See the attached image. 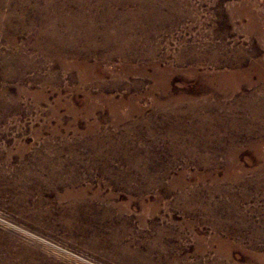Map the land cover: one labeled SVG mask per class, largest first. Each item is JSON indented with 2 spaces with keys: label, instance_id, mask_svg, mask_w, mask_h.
I'll list each match as a JSON object with an SVG mask.
<instances>
[{
  "label": "rangeland",
  "instance_id": "obj_1",
  "mask_svg": "<svg viewBox=\"0 0 264 264\" xmlns=\"http://www.w3.org/2000/svg\"><path fill=\"white\" fill-rule=\"evenodd\" d=\"M15 1L10 0L9 5L6 3L3 11L8 12L9 6ZM177 2L180 9L178 12L182 16L178 17L176 23L167 25L159 34L150 25H146L144 31L147 32L142 34L143 31H136L140 28L132 21L128 26L129 30L132 28V32L130 31V37L126 36L125 39L133 37L136 42L143 45L157 47L155 57L157 60L160 59L162 67L164 64L179 66L182 63L179 59L184 55L188 56L184 53L188 47H194L198 52L208 50L210 53L218 50L215 60L203 57L201 61L187 60L180 65L187 69L196 64L199 72L208 70L218 75L213 82L218 92L215 95L208 93L198 77L187 78L182 72L175 74L171 80L173 86L171 92L174 94L183 92L189 95L191 101L187 100L186 103H178L174 108L171 107L179 111H176L174 117L168 121L163 117L165 106L156 105L162 94L161 91L154 89V79L149 75L137 73L136 70L126 69L119 55L111 57L110 60L106 59L108 57L106 54L113 51L111 48L119 44L117 40L100 43L98 37L85 39L86 42H90L87 43L92 48L97 46L100 50L90 56L91 66L81 70L65 65L66 61L73 60L63 53H55L50 57L43 54L40 45L39 48L34 47L36 39L33 31L27 29L12 34L14 37L11 39L4 33L3 27H0V54L6 55L11 50L15 52L18 50L19 56L25 60L22 64H31L22 77L15 76L11 80H6L0 75V92L3 97L16 104L11 105L0 120V174L13 177L15 165L19 164L16 158L17 149L22 145L27 146L25 154L28 156L36 150L50 151L52 146L66 151L64 146L69 143L75 152L84 156L83 159L89 165L95 164L94 159L90 158L94 152L110 156V166L116 168L127 169L138 161V166L142 169L141 177L153 174L159 180L158 184L168 187L161 199L159 212L148 215V225L144 227L140 223L139 210L133 206L128 213L132 231H120V237L103 231L104 235H100L98 241V238L91 234L90 239L89 237L78 239L58 228L60 227L58 209L61 204L58 203L54 192L49 189L40 192V184L34 186L28 183L26 186L28 196L22 199L23 201H15L19 191L2 190L5 183L1 176L0 242L4 243V246L11 248L21 246L36 251L40 257L49 258L48 260L55 264H211L214 260L222 264L224 262L264 264V260L251 263L247 261L252 253L264 256V188L261 186L263 189L259 190L257 187L260 183L256 181L258 176L264 180V133L255 134L257 129L246 132L248 124H245L244 128L241 126L242 128L236 130L240 132L241 137L238 135L233 140L229 136L232 132L234 134V129L229 128V134L224 131L230 122H222L215 116L218 113L229 114L236 98L254 92L259 86L264 87L250 86L244 82L238 84L231 72L234 70L231 66L234 67L236 62H238L236 66L240 65L243 69L255 63L257 69L251 70L250 73L252 80L255 82L264 75L262 68L264 37L248 29L251 18L246 13L233 11L235 7L243 9L248 7V12L252 9L258 19L263 21L264 0H177ZM166 11L163 9V12ZM28 27L29 25H26V28ZM102 27L111 30L110 32L113 28L115 31L124 28L117 25H101L98 29L101 30ZM54 46L56 49L61 48L58 45ZM243 55L244 58L239 60ZM135 62L136 68L142 64L141 61ZM235 82L238 84L237 87ZM225 90L237 92L232 96L230 93L224 94ZM217 99L224 101L222 104L226 106L216 109H213V106L205 107L215 104ZM240 103L238 109L240 114L236 115L242 119L241 116L245 117L249 113L245 106L248 100ZM167 108L170 110V107ZM1 110L0 108V113ZM176 114L181 116L177 117ZM204 114L209 115L208 119L203 118ZM246 116L248 117L246 120L253 118L252 115ZM150 128H153L152 133ZM45 142L49 143L50 149L44 148ZM255 143L258 144L259 151L253 147ZM232 149L238 151V157L234 167L228 171ZM8 153L12 156L9 164L3 160ZM145 160L148 166L143 164ZM146 168L153 171L147 172ZM98 180L99 178L95 176L94 185L99 183ZM161 186L151 190L149 196L152 199L163 194ZM124 196L121 195L120 201L126 200ZM180 196L186 198L188 202L198 201L200 212L195 211V206L188 210L183 209L182 203L177 199ZM43 199H46L44 208L49 206V210L51 209L55 215L52 221L56 226L50 220L53 217L45 218L43 221L45 226L47 224L51 226H40V200ZM32 210L34 213H31ZM214 217L224 221L230 219L236 227L242 223L244 225L238 228L241 229L242 237L240 239L238 236L237 239L244 250H233L228 260L219 256L209 245L202 252L196 249L197 235L214 233L215 227L210 221ZM158 229H164V235L159 242H155ZM255 233L259 238L255 239L256 249H252L249 241Z\"/></svg>",
  "mask_w": 264,
  "mask_h": 264
},
{
  "label": "bare ground",
  "instance_id": "obj_2",
  "mask_svg": "<svg viewBox=\"0 0 264 264\" xmlns=\"http://www.w3.org/2000/svg\"><path fill=\"white\" fill-rule=\"evenodd\" d=\"M9 1L10 0H0V27L1 26L3 27L4 33H7V35H9L10 38L12 39V37H14V35L12 36V34H17L27 29L28 31L30 30L33 31L36 39L34 42V47L39 48L38 45H40V49H42L43 54H46L50 57L54 56L55 53L65 54L67 57H70V59L73 60V61L69 60V62L66 61L65 64L68 67H71L72 69L82 70L90 67L91 66L89 60L90 56L92 55L93 52L98 53L100 50V48H97V46L92 48V46L88 44L90 42L88 41H87L88 43L86 42L87 38L92 39L98 37L99 40L98 42L100 43L101 42L109 43L117 40L116 42H118L119 44L116 46L114 45L111 48L113 49V51L106 54L108 55L106 59L110 60L111 57L115 55H119L120 57H122L124 61L123 64L126 66L125 67L126 69L136 70L137 73H140L142 75H149L154 79V89L161 91L162 94V97H160L157 100L156 105L165 106V108L163 107L165 109L163 113L164 115L163 117L166 118L167 121L169 118L174 117V113L176 111H179L172 109L175 107L174 105L178 103H183L187 100L191 101L189 95L187 96L183 92L182 93L179 92V94H174L173 92H171V89L173 87L171 85V80L175 74L182 72L187 78L198 77L200 83L203 84V88L206 89L208 93H210L211 95H215V93L218 92L217 90H215L216 87L213 86V82L214 80L217 79L216 76L218 75H214V73H211L208 70L199 72V69L196 66V64L190 66L187 69H184V67L182 68L180 66L182 63H184L187 60L190 61L192 60L194 62H197L198 60L201 61L203 57L210 58L212 60L214 58L216 59V56L218 55V50H213L210 53L207 52L208 50L198 52V50L195 49L194 47H188L184 51V53L187 54L188 56L184 55V57L182 56V58L179 59V62L180 63L182 62L181 64H179L180 67L177 65L165 66V64L164 67H162L159 61L160 59L157 60V58L155 57V55L157 54L156 53L157 47L147 44L143 45L140 42H136V40H134L133 37L132 39L125 40L126 36L130 37L129 32L131 31L132 28L129 30L128 26L132 23V21H135L138 27L140 28L137 29L136 31L141 30V32L143 31L142 34L143 33L145 34L147 32L144 31V26L146 25H150L156 31V33L159 34L163 29L167 27V25H172L176 23L178 17L182 16L180 15V12H178V10L180 9H178L179 4L177 0H21V1L16 0L14 3L12 2L13 4H11V6H9L10 7L9 11L4 12L3 11L4 5L6 3L9 5ZM235 8L233 9V11L246 13L247 16L251 18L248 25V29L252 33L264 37V18H262L263 21H260V19H258V16L254 12H252V9H250L249 10L250 12H248L249 9L248 7L244 9L243 7H237L236 9ZM163 9L167 10L166 13L163 12ZM183 16L185 15L183 14ZM26 25H29V27L26 28ZM101 25H105V26L117 25V26H123L124 28L121 29L120 31H115V29L113 28L112 32H110L111 30L105 27H102L101 30H99L98 27L100 28ZM111 36H113V38H109ZM119 39H121L122 41L119 42L118 41ZM124 41H128V42H124ZM54 45L61 46V48L56 49ZM64 47H68V49H64ZM19 55L20 53H18V50L16 52L11 50V52L6 55H4L3 53L0 54L1 56L0 75L2 76L3 79L11 80V78H14L15 76H17V78L22 77L24 71L27 68L31 67L30 66L31 64L28 65L26 63L25 65L22 64V62H24L25 60ZM242 58H244V55L240 57L239 60H242ZM135 61L138 62L141 61L142 64L136 68V66H134ZM237 64L238 62H236V65ZM254 64H251L252 66L248 68L244 67V69L240 65L238 66L234 65V67L230 65L231 68L234 69L231 72H233V75L235 76V79L237 80L236 82L238 84L239 82H244L250 86L264 85V75H261L260 78L255 82L252 80L250 74L251 70L257 69L256 65ZM262 68L264 67L262 66ZM239 80H244V81H239ZM236 82H235L236 84L235 86L237 87L238 84ZM236 92H237L236 90H234L233 92H228L225 90L224 94L230 93L232 94V96H234ZM198 95L200 97V94ZM3 96L4 95L0 92V108L2 109L0 113V120L3 119L5 113L9 111L11 105H16L15 103L10 101L9 99H6V97ZM242 100L244 102L245 100H248V103H246L245 106H247L246 111L248 110L249 112L247 114L253 116L251 120L245 119L248 118L246 116L247 114L245 115V117L244 115L241 116L243 117L242 119H240V117L238 118L237 116L240 114V111L238 112V109L241 104L240 102H243ZM223 102L222 100L217 99L215 104L212 105L209 104L206 105L205 107L210 108L213 106L214 107L213 109L223 108L226 106L222 104ZM167 107H170V110ZM176 115H178L177 117L181 116L180 114H176ZM215 116L217 117V119H219L222 122L225 121L230 122L229 127H226L224 131L228 132L227 134H229L230 132L229 128L231 129L232 127L234 129V134L232 132V134L228 136L233 140L234 138H237L238 135L240 134V132L238 131L239 132L238 133L236 132V130H239L240 127L241 126L243 127V125L245 124H248L246 125V132H251L257 129L255 130L256 132L255 134H260V135L263 134L264 133V87L259 86L258 89L255 90L254 92H248V94L247 95L244 94L242 98H236L235 105L231 109L229 114L218 113ZM208 117L209 115L207 114H204L203 116L205 120L208 119ZM149 126L154 127L153 125H149ZM150 130L152 133L153 128H150ZM44 146L46 150L50 149V145L48 142H45ZM64 147L66 151H64L62 148L59 147L53 148L52 146L50 151L43 152L40 150H36L31 155L27 156L25 154L27 150V146L26 145L20 146L17 149L18 157H16L18 159L19 164L15 165L14 175H12L13 177H6L0 174V177L2 176L1 180H3V182L5 183V185L2 187V190H4L5 192H11V190L15 191L13 189H17L19 193H17V196H15V198H17V200L15 201H23L28 196L29 191L26 192L27 191L26 186L28 183L34 186L40 184L39 185L40 192H42V190H47V189L54 192L58 200V203L61 204V206L58 209V211L60 212V216L58 218L60 220L58 226L60 227L58 228L69 232L72 236L77 237L78 239H82L83 237L88 238L89 235L91 234L97 237L98 241H100V235L102 234L104 235L103 231H108L109 234L115 237H118L120 231L131 232L132 223L128 213L131 211L133 206L139 210L138 219L140 223L144 225V227L145 225H148L147 224L148 215L156 214L159 212L161 208V199L165 195L164 191H167L168 187L161 186V184H158L159 180L156 179V177L153 174H150V176L145 175L141 177L142 169L139 168L138 161H135L132 165L129 164L130 167L127 169L116 168L110 166V159H111L110 156H106L104 154H97L96 152H94L90 155V158L94 159L95 164L89 165L83 159L84 156L80 153L75 152L73 146H71L69 143H67ZM253 147L257 150L259 148L258 144L254 145ZM232 153L233 154L230 155L228 162V166H229L228 171L232 167H234L238 157V151L233 150ZM11 159L12 156L8 153V155L5 156L3 160L7 164H9L11 162ZM126 161L128 163L130 162L128 160ZM143 164L148 166L146 160L143 161ZM150 170L153 171L151 168L150 169L146 168L147 172L148 171L150 172ZM95 176L99 178L98 180L99 183L97 185H94L93 182ZM256 181L260 183V186L258 185L257 187L259 190L261 189V186H263L264 188L263 178L258 176ZM157 186L163 187L162 188L163 190L161 191L163 192V194L161 193L157 195L154 199H152L149 196V193L154 187ZM122 194L125 195L124 197H126V200L124 201H120ZM177 199L179 202L182 203L183 209L187 208L188 210L195 206L196 208L195 211L200 212L198 201L188 202L186 198L183 199L182 196L178 197ZM45 202L46 199L40 200V221H39L40 226L41 225L45 226V223H43V221H45V218L49 219V217L51 218L55 216L54 213L51 211V209L49 210L50 208L49 206L47 208H44ZM57 206L59 205L57 204ZM36 211L38 212V210ZM31 213H34V211L32 210ZM53 219L55 218L53 217L50 220L52 221ZM210 221L214 225L215 231L213 234L210 235H206V234L197 235L196 237L197 251L202 252L205 250L206 246L209 245L215 249V251L219 256H223L228 260L231 258V253L233 250H244L243 245L240 243L239 240H237L238 236H240V239L242 237L240 235L241 229L238 230V228L244 227L243 223L239 224L236 227L232 220L229 219L224 221V220H220L218 217H214L213 219L211 218ZM47 225L45 227H47ZM49 225L51 226V224ZM53 225L56 226V223L53 222ZM163 230L164 229H160V230L158 229L155 242L157 241L159 242L162 239V235H164ZM258 236L259 235L255 233L251 238V240L249 241L250 244L249 246L252 249H256L254 245H255V239ZM90 237L88 239H90ZM100 244L102 245V242ZM48 259H46V257L45 258L40 257V255L36 251L28 250L21 246L11 248L8 246H4V243L0 242V264H55L54 262ZM256 260L263 261L264 260L263 254L252 253L248 256L247 259L248 263H251L253 261L256 262ZM211 264H222V263H220L218 260H214L213 263Z\"/></svg>",
  "mask_w": 264,
  "mask_h": 264
}]
</instances>
